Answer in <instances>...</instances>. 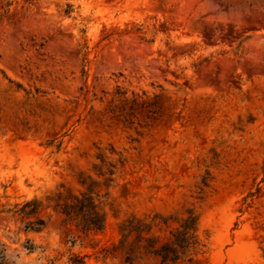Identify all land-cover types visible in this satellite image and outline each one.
Listing matches in <instances>:
<instances>
[{"label": "rangeland", "instance_id": "obj_1", "mask_svg": "<svg viewBox=\"0 0 264 264\" xmlns=\"http://www.w3.org/2000/svg\"><path fill=\"white\" fill-rule=\"evenodd\" d=\"M0 264H264V0H0Z\"/></svg>", "mask_w": 264, "mask_h": 264}, {"label": "trees", "instance_id": "obj_2", "mask_svg": "<svg viewBox=\"0 0 264 264\" xmlns=\"http://www.w3.org/2000/svg\"><path fill=\"white\" fill-rule=\"evenodd\" d=\"M75 199L79 201V203L83 200H87V202H82L81 204L71 203L64 207L62 211L71 218H75L78 225L83 227L101 228L103 225V216L98 205L93 201V199L86 195H83L80 200L78 196H75ZM184 227L186 228V230L183 232L184 240L187 241L188 245L193 237V233H188L190 228H194V220L192 217L189 216L186 219ZM173 234L177 238V234H175V232ZM175 242L177 241L174 238L172 241L168 242V244L164 243L159 247H152L151 250L153 252L159 253L163 257V260H165V258H172L176 254V248L173 245Z\"/></svg>", "mask_w": 264, "mask_h": 264}]
</instances>
